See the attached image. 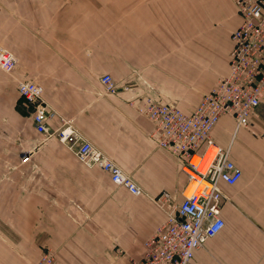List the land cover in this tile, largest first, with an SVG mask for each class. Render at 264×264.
<instances>
[{
  "label": "crops",
  "instance_id": "0c3cea01",
  "mask_svg": "<svg viewBox=\"0 0 264 264\" xmlns=\"http://www.w3.org/2000/svg\"><path fill=\"white\" fill-rule=\"evenodd\" d=\"M12 10L33 23L29 33L27 23L20 24L22 18L16 21L12 11L1 14V24L10 32L5 45L20 59L19 78L36 80L44 87V98L57 113L48 123L50 129L60 127L61 119L69 120L151 197L132 195L99 167L74 160L56 136L47 138L38 132L32 116L29 146L41 165L33 176L41 182L29 185L26 195L16 196L26 200V208L12 206L14 214L39 225L44 248L57 251L59 264H130V258L141 259L145 241L166 219L152 197L167 191L180 203L189 180L182 161L152 140L153 123L138 111L136 101L152 93L186 113L194 112L203 96L229 73L231 33L241 22L234 2L221 0L206 19L197 20L202 32L211 30V19L216 20L212 13L225 22L218 32L226 33L228 43H211L209 34L196 37L194 0H133L122 28V88L116 94L101 82L106 73L116 78L113 51L106 52L104 62L96 52L84 57L80 50L73 59L74 70L67 69L62 66L66 58L51 51L60 43L46 45L36 36L33 16L41 11L30 8L23 16ZM114 47L115 43H107L108 49ZM217 51L225 56L222 64ZM212 136L224 147L231 145L232 158L243 175L235 185L221 183L225 226L195 252L192 264H264V98L249 128L236 129L234 118L225 115ZM205 148L203 144L199 151ZM51 161L65 166L49 167ZM117 245L125 252L121 258L116 257Z\"/></svg>",
  "mask_w": 264,
  "mask_h": 264
},
{
  "label": "built area",
  "instance_id": "2783aa9c",
  "mask_svg": "<svg viewBox=\"0 0 264 264\" xmlns=\"http://www.w3.org/2000/svg\"><path fill=\"white\" fill-rule=\"evenodd\" d=\"M233 1L241 22L231 33L229 73L203 96L194 112L186 113L152 93L136 101L138 111L153 123L152 140L182 161V170L188 184L194 182V191L190 194L184 191L183 200L177 204L167 191L152 197L165 211L166 219L145 241L143 257L133 264H192L195 252L225 226L221 215L225 198L221 183L235 185L243 170L232 158L231 145L224 147L217 143L212 132L225 115L234 118L236 129L249 128L251 116L264 98V0ZM19 61L13 51L0 43V68L15 73ZM101 82L109 93L116 94L122 88L110 73L102 75ZM17 86L33 108L38 132L47 138L56 136L88 167H99L114 184L132 195H149L132 175L82 136L69 120L61 119L60 127L50 129L48 123L57 113L45 100L41 84L18 77ZM203 144L206 148L200 152ZM210 148L214 150L212 159H205ZM30 157L29 152L23 155L24 160ZM36 264L59 262L55 253L47 250Z\"/></svg>",
  "mask_w": 264,
  "mask_h": 264
},
{
  "label": "rangeland",
  "instance_id": "374dc122",
  "mask_svg": "<svg viewBox=\"0 0 264 264\" xmlns=\"http://www.w3.org/2000/svg\"><path fill=\"white\" fill-rule=\"evenodd\" d=\"M220 1L194 0L196 37L204 33L202 37H206L207 34L211 36V43H228L226 33L218 32L225 22L222 23L216 13L211 14L216 20L211 19L210 31L202 32L197 23L201 16L206 19L208 13L215 11ZM132 3L133 0H0V19L1 14L5 12L10 14L12 11L16 21L22 18L20 24L27 23L30 33L33 21L24 15L30 8L38 9L41 11L39 16H33L34 26L37 28L36 36L40 38V43L46 45L60 43V48L51 47V51L52 54L56 53L66 58L62 66L74 70L73 59L76 54L81 55L80 50L84 57L96 52L100 61L104 62L106 52L113 51L115 81L121 85L123 64L121 43H124L122 28L123 23L129 18L128 11ZM124 7L127 12L124 11ZM13 8L24 17H18ZM2 25L0 21V43L7 47L5 43H8L10 32L5 31V24ZM40 25L43 29L38 28ZM125 42L129 43V39L127 38ZM107 43H115V47L108 49ZM215 54L218 63L222 64L225 56L219 51ZM109 61L111 62L110 59ZM36 72L40 75L42 73L40 69H36ZM18 77L17 71L10 74L0 68V264H36L43 253L52 250L44 248L39 225L32 224L27 217L16 216L15 208H12V206L26 208V200L17 199L16 196L26 195L29 185L41 182L37 176H33V170H38L41 165L33 159L34 148L29 146L33 108L18 92ZM198 91L199 86L196 85V93ZM197 97L196 95L195 98ZM25 152L31 153L29 160H24ZM71 152L75 155L74 160H80L73 151ZM51 162L49 167L65 166L61 161ZM17 200L19 202H16ZM175 203L178 201L175 200ZM32 236L38 238H31ZM115 250L116 257L124 256L125 252L120 245H117ZM52 251L57 258V251L54 249ZM134 261L137 259L130 258V264Z\"/></svg>",
  "mask_w": 264,
  "mask_h": 264
},
{
  "label": "bare ground",
  "instance_id": "6f19581e",
  "mask_svg": "<svg viewBox=\"0 0 264 264\" xmlns=\"http://www.w3.org/2000/svg\"><path fill=\"white\" fill-rule=\"evenodd\" d=\"M213 148H210L208 152L206 153L205 159H212L213 156ZM198 160V157H196V161ZM194 191V182H191L188 184L187 188L185 189L186 194H190Z\"/></svg>",
  "mask_w": 264,
  "mask_h": 264
}]
</instances>
